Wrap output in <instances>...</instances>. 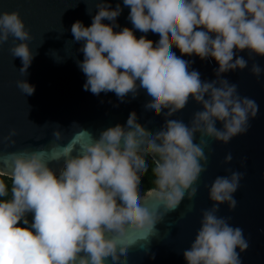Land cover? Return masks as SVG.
Masks as SVG:
<instances>
[{"label": "clouds", "instance_id": "1", "mask_svg": "<svg viewBox=\"0 0 264 264\" xmlns=\"http://www.w3.org/2000/svg\"><path fill=\"white\" fill-rule=\"evenodd\" d=\"M123 5L130 8L127 19L134 29L160 38L154 46L145 35L137 39L128 27L113 31L119 27L120 3L112 9L107 0H96L98 11L91 25L85 27L79 20L71 25L74 42H84L79 49L84 58L77 61L86 76L83 89L97 96L113 92L121 102L144 89L151 98L145 109L163 113L165 123L149 135L132 111L124 126L101 131L98 139L79 145L75 156L71 153L77 144L72 141L82 131L66 144L0 157L10 169V174L0 171V176L11 178L10 191L0 179V264H105L109 257L114 264H126L128 248H118L115 236L131 230L149 237L162 220L141 206L145 198L140 180L148 171L145 157L154 162L155 188L148 196L165 213L174 211L185 194L189 200L196 195L193 185L206 171L208 159L205 137L227 144L245 134L258 113L256 101L241 97L237 85L222 74L248 66L239 51L264 56V0H123ZM9 36L13 38L9 52L20 58L18 71L26 77L37 53L29 49L27 42L33 37L17 11L0 12V44ZM173 46L181 56L213 58L218 64L216 78L202 80L197 70H190L193 61L177 56ZM262 71L257 63L250 68L256 77ZM16 83L25 95L34 93L26 79ZM190 98L202 108L190 124L168 119ZM197 133L200 139L194 142ZM15 135L11 129L0 142L14 144ZM53 137L62 140L61 131L55 129ZM61 160L57 175L49 164ZM231 160L229 153L224 163ZM226 171L230 175L217 176L208 190L213 204L202 212L194 241L183 251L187 264H242L240 254L249 247L248 240L241 228L229 224L230 217L217 213L221 204L229 210L236 207L233 194L244 173ZM21 221L24 227L19 226ZM108 232L114 236L109 238Z\"/></svg>", "mask_w": 264, "mask_h": 264}, {"label": "water", "instance_id": "2", "mask_svg": "<svg viewBox=\"0 0 264 264\" xmlns=\"http://www.w3.org/2000/svg\"><path fill=\"white\" fill-rule=\"evenodd\" d=\"M107 2L112 9L117 3L122 8L116 19L119 27H114L113 31L128 27L133 30L137 39L145 35L155 46L160 38L159 34L151 31L144 34L134 29L127 19L130 8L123 5V0ZM95 3L96 0H87V3L85 0H0V12L19 13L33 37L27 42L29 49L32 53H37L27 69L28 75L24 77L18 71L22 67L20 58H13L9 52L13 38L9 36L7 42L0 44V137L8 135L11 129L16 130V135L12 137L14 144L0 142V157L24 149L32 151L38 150L40 146L48 148L53 143L66 144L75 133L82 131L72 141L77 144L71 153L75 156L79 145L98 139L101 131L116 124L124 126L132 111H135L137 122L149 135L159 131L164 125L163 113L155 115L145 109L144 105L151 98L144 89H139L136 98L129 94L124 102L118 100L113 92H101L97 96L83 89L86 76L78 68L77 61L84 58L79 51L84 42H74L71 25L79 20L85 27L90 26L92 17L98 11ZM102 23L111 24L107 20ZM172 51L181 56L175 46ZM52 55L61 61L57 62ZM237 55L243 56L248 61V66L243 70L224 73L222 78L236 84L241 97L256 101L259 105L256 117L249 121L250 127L245 134L233 137L227 144L205 137L211 149L210 152L209 148L204 149L208 157L206 171L200 174L193 185L198 189L196 195L189 200L185 194L176 210L165 213L161 205L155 204L148 196L154 187L141 193L145 198L141 206L150 213L155 211L162 220L155 225L149 237L143 232L131 230L115 236L118 248H128L126 264H187L183 251L194 241L201 226L202 212L213 204L209 200L208 190L217 176L230 175L226 169L243 172L244 176L233 194L237 201L236 207L229 210L226 204H221L217 215L230 217L229 224L243 230L249 247L240 254L242 264H264V71L259 77L250 72L253 63L264 69V56L250 57L247 50L239 51ZM181 58L193 61L190 70H197L202 80L211 81L216 78L214 70L218 64L213 58L201 60L195 54H185ZM22 79L34 86L32 95H25L17 87V80ZM197 111H202L201 105L190 98L182 110L168 119L190 124ZM217 127H220L219 122ZM55 129L61 131L62 140L56 141L53 137ZM199 139L200 135L197 133L194 142ZM229 153L232 160L224 163V158ZM62 166L63 160L49 164L55 174L59 173ZM0 171L10 174V169L2 159ZM105 235L109 238L114 236L111 232ZM105 264L114 262L109 257Z\"/></svg>", "mask_w": 264, "mask_h": 264}, {"label": "trees", "instance_id": "3", "mask_svg": "<svg viewBox=\"0 0 264 264\" xmlns=\"http://www.w3.org/2000/svg\"><path fill=\"white\" fill-rule=\"evenodd\" d=\"M145 159H146V161L148 163V171L145 172L141 176L140 186H139L140 194L143 193L149 187H154L155 188V183H154L155 176H154V174L152 172V168L154 167V162H153V160L151 159L150 156H146ZM0 179H4V181L6 183V186L8 187V189L10 191V188H11V178H10V176H7V175L0 176ZM8 198H10V196ZM26 218L31 223V221H32V214L31 213L27 214ZM19 226L24 227L22 221L20 222Z\"/></svg>", "mask_w": 264, "mask_h": 264}]
</instances>
